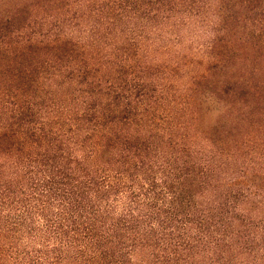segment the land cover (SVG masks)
I'll return each mask as SVG.
<instances>
[{
  "label": "trees",
  "instance_id": "1",
  "mask_svg": "<svg viewBox=\"0 0 264 264\" xmlns=\"http://www.w3.org/2000/svg\"><path fill=\"white\" fill-rule=\"evenodd\" d=\"M0 264H264V0H0Z\"/></svg>",
  "mask_w": 264,
  "mask_h": 264
}]
</instances>
